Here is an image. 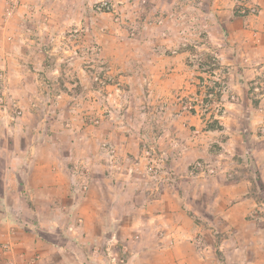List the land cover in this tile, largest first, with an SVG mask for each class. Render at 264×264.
<instances>
[{
  "label": "rangeland",
  "instance_id": "obj_1",
  "mask_svg": "<svg viewBox=\"0 0 264 264\" xmlns=\"http://www.w3.org/2000/svg\"><path fill=\"white\" fill-rule=\"evenodd\" d=\"M140 2L138 7L122 11V2L98 0L91 5L93 16L82 21L88 26L81 21L75 23L67 33L54 36L55 44L60 38V42H67L66 49H59L61 68L70 73L65 87L73 92L94 93L91 97L97 95L95 105L124 111L119 126L133 125L131 132L140 142L134 148L140 156L132 167L128 164L124 169L130 175L127 181L135 187L146 182L155 185L158 177H174L175 165L179 168L175 177L183 180L178 183L182 194L180 200L171 201V207L176 219L192 232V238L181 241L169 236L174 226L162 215H155L159 210L151 211L152 222L137 226L132 214L143 216L136 214L140 211L97 204V191L105 187L112 191L116 188L111 182L125 177L113 166L125 152L117 141L123 130L112 131L114 119L107 118V128L100 129L96 127L106 117L89 115L84 122L92 127L88 124L90 130H83L79 123L72 124L73 128L71 124L55 128L46 118L40 129L25 133L31 142L39 139L47 143L50 137L57 140L51 147L57 186L64 192L70 187L78 194L73 195L74 210L63 207L64 203L58 209L52 206L57 226L52 225L51 230L49 226L36 227L42 233L41 241L35 243L36 251L26 249L21 253L38 254H23L21 264L48 261L41 253H53L62 259L64 254L57 253H93V260L89 258L93 264H134L130 253H206L208 262L220 259L222 264H264V146L257 163V154L245 149L237 136L241 134L250 147L260 139L264 141V31L256 27L247 31L249 27L239 25L232 34L214 33L213 0ZM253 4L251 0H236L234 16L246 19L259 15V5L255 8ZM7 5L0 0V12L6 11ZM128 9L139 11L135 16ZM6 20L2 15L0 25ZM0 80L2 89L1 76ZM63 86L64 81L58 82L59 88ZM17 111L13 113L16 118L22 116ZM58 115L77 121L80 112ZM0 118L4 119L1 111ZM17 135V129L0 128V157L19 154L16 146L7 144H13ZM155 139H164V144ZM220 152L230 155L219 157ZM64 154L69 156V176L65 162H59ZM3 164L0 159V167ZM242 179L248 181V194L241 193L242 186H236ZM21 180L20 184L25 185ZM89 191L94 192L95 200H86ZM226 192L237 196L230 206L249 197L252 210L241 205L227 218L215 201L216 197H227ZM24 196L31 203L29 193ZM58 198L63 199L60 192ZM179 212L183 214L177 215ZM68 217H73L70 226ZM84 217L88 221L124 219L125 223L99 227L94 222L84 226ZM10 249L11 241L0 242V253ZM74 261L81 264L80 258Z\"/></svg>",
  "mask_w": 264,
  "mask_h": 264
},
{
  "label": "crops",
  "instance_id": "obj_2",
  "mask_svg": "<svg viewBox=\"0 0 264 264\" xmlns=\"http://www.w3.org/2000/svg\"><path fill=\"white\" fill-rule=\"evenodd\" d=\"M96 1L98 0H3V2H6V5L8 4V7L6 11L4 9L0 12V17L3 15L8 20L5 23L3 21V25H0V76L3 78L0 99L4 100V103L0 104V111L4 118L3 120L0 118V128H7L11 131L17 129L18 135L13 139V144L12 141H7V144L16 146L19 154L13 156V158L10 155L0 157L4 163L0 167V242L5 240L12 242V249L0 253V264H21L23 254L25 257L27 255L33 254L34 256L38 254L21 252H25L26 249L36 251L35 243L42 239V233L36 231V227L40 228V226L44 225L49 226L51 230L52 225L57 226V218H52V215H55L51 211L53 209L52 206L58 209L61 206L60 204L64 203L63 207L66 205L74 210L76 196L73 197V195L78 194L77 191L70 187L67 188L66 192L62 191L63 189L57 186L56 178L58 173L53 170L54 166L52 163L56 161L52 159L51 147L57 143V140L50 137L47 143H42L39 139H34L31 142L25 133L28 129H40L41 125H44L46 118H49L48 122L54 123L55 128L59 124L63 126L71 124L73 128V125L75 126V124L79 123L83 130H86L87 127L90 130L91 125L84 122L85 118L87 117L88 119L89 115L98 114L106 117L105 119H114L116 123L111 122L115 124V128L112 131L116 132L118 128L123 130L121 134L120 131H117V134L121 135L117 141L124 146L125 152L122 157L120 155L118 159H115L113 166L119 170L118 174L121 176L123 174L125 177H120L116 181L111 182V184L115 185L116 189L111 191L105 187L103 190L97 191V204L110 206L116 210L140 211L136 214L142 213L143 216L139 217L132 214V217L135 216V219H137V226L147 224V221L152 222L154 220L152 215L154 214L151 211L159 210L156 211L155 215L157 217H161L162 215L164 221L174 226L172 229L173 234L169 236H174V239H180L181 241H187L190 240L189 238H192V232L185 228L184 222L176 219L171 207V201L174 199L180 200V195L182 194V190L180 189L181 184L178 185V183H182L183 180H178V175L175 177V174L179 172V168L175 165L176 173H172L174 177L162 175L158 177L159 180L155 181V185H152L154 182H151V184L146 182L144 186H133V184L127 181L130 175L124 173V169L127 168L128 164H130L129 166L134 164L135 158L140 156V154L134 148L138 140L135 139V135L131 132V126L133 125L129 124V126L124 125L122 127L118 124V122L124 120L121 113L124 111L120 108L111 109V106L107 105L102 108L95 105V103H98L95 100L97 95L94 98L91 97V94L94 93H90L89 95L84 93V91L73 92L68 87H65L70 73H64L63 70H67L65 67L61 68L62 59L59 49H66L64 46H67V42L66 40L60 42V38L58 39V43L55 44L54 36H58L57 33L61 35L67 33V30L75 23L88 20V17L93 16L94 12L91 10V5ZM117 1L122 2L119 7L122 11L134 5L138 7L141 3L140 0L132 2L129 0ZM142 1L159 3L165 0ZM251 1L254 3L253 5H256L255 8H257V4L259 5L260 14L255 15L256 18L251 15L245 19L234 16L236 0H213L214 33L232 34L235 27L239 25L241 27H249L246 28L247 31L252 30L251 28L254 27L259 28L260 31H264V0ZM138 11V9L134 11L128 9V13L135 16ZM82 23L88 26L87 22ZM92 27L94 28L95 25ZM53 39L54 41H52ZM262 48L264 50V45ZM49 64L53 68H48L50 67ZM82 71L84 70L82 69ZM79 77L83 82V77L81 75ZM62 81H64V86L59 88L58 82L61 83ZM107 98L109 99V97ZM92 100L94 102H91ZM17 110L22 116H17L16 118L13 113ZM68 112H74L76 115L80 112L78 120L69 121L67 120L68 118L60 119L61 115L59 116V113L66 114ZM41 117L43 118L42 121L40 120ZM80 117L82 118L81 120H79ZM10 118L15 120H11ZM109 122L110 120L108 119L104 120L102 125L96 128H107L106 126ZM126 129L130 131L126 133ZM237 136L242 139L245 149L250 148L249 151H254L257 154L254 155V158L259 163L261 160L259 154L263 150L264 141L260 139L254 146L251 145L250 147L248 146V142L243 140L241 134ZM92 139L91 137L90 140ZM156 141L164 144V139H157ZM181 141H184V139L182 138ZM72 144L70 142L69 146L72 147ZM134 155L135 157L133 158ZM218 155L219 157L228 158L230 154L220 152ZM53 157H56V154ZM59 160L61 163L65 162V172L69 176L70 171H67L69 170L67 165L69 156L67 154L61 155ZM167 165L166 167L169 166ZM182 168L184 170L185 165ZM167 171L170 172L169 170ZM21 178H23L25 185L20 184ZM172 180L175 182L172 183ZM236 186H242L243 191L241 193H249L248 181L242 179ZM222 191H220V194H222ZM26 192L30 195L29 200L31 203H28L27 197L24 196ZM59 192L63 195V199L58 198ZM93 193L91 191L87 192L86 200H95L94 197L96 195ZM225 194L227 197H223L222 200L216 197L215 201L219 203L220 210L223 214L227 215V218L230 215L232 216V210L239 206L242 205L244 207L246 205L247 209L251 206V199L249 197H246L240 203L230 206L233 203V198L237 196L228 192ZM68 197H73V199L67 202ZM251 210L252 208L249 207L248 211ZM47 212V219L43 220V216ZM180 214L183 213H177V215ZM68 218L67 223L70 226L72 225L71 220H73V217ZM84 219V226H88L94 222H97L99 227L112 225L111 222L114 225H118L121 222L125 223L124 219L120 221H117V219L109 221L104 218L88 221L86 217ZM225 223L227 224V222ZM27 226L28 229H25ZM176 242L179 243L178 241ZM195 242L191 241L189 243L195 244ZM57 254H64L63 259L55 257L56 255L53 253H41L40 256H45L48 261H40L38 264H63V261L65 264H77L74 261L75 258H80L81 264H93L89 260V258L93 260V253H81L80 255L78 253ZM205 256H207L206 253H130L131 263L133 262L134 264L223 263L220 259H217L218 262H208Z\"/></svg>",
  "mask_w": 264,
  "mask_h": 264
}]
</instances>
